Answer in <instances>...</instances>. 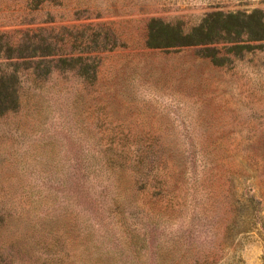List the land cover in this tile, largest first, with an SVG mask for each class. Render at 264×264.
<instances>
[{
    "label": "rangeland",
    "instance_id": "obj_1",
    "mask_svg": "<svg viewBox=\"0 0 264 264\" xmlns=\"http://www.w3.org/2000/svg\"><path fill=\"white\" fill-rule=\"evenodd\" d=\"M216 12L239 16L229 34L147 45L156 20ZM258 17L264 0H0V97L18 99L0 264H264Z\"/></svg>",
    "mask_w": 264,
    "mask_h": 264
},
{
    "label": "trees",
    "instance_id": "obj_2",
    "mask_svg": "<svg viewBox=\"0 0 264 264\" xmlns=\"http://www.w3.org/2000/svg\"><path fill=\"white\" fill-rule=\"evenodd\" d=\"M216 18L210 22L207 19H204L200 24L193 26L189 30H184L182 27L178 26L177 24H173L170 22H163L161 20H156V26H150V32L147 39V45L153 47H178V46H185V45H193V44H203L211 42L213 36L215 34L224 35L230 33V29L228 28L229 25H232L234 22L239 21V16L237 14H223L222 12L215 13ZM253 14H247L246 17L249 19H253ZM242 23H246L247 19H241ZM257 23L254 25V30L262 31L261 35H258L257 38H264V21L258 17ZM218 23H223L219 29H217L216 25ZM228 26V27H227ZM251 28V30H253ZM243 28H240L237 32H243ZM54 53L50 49L44 53H41L42 56H53ZM60 60L66 62L68 57H63L59 55ZM82 55H78L74 57L72 60L75 64H82ZM50 62L52 60H49ZM73 64V63H72ZM1 84L3 89L1 93L3 94V98L0 97V115L7 112L14 110L17 107L18 99L16 94V90L14 88L9 87L3 80H1Z\"/></svg>",
    "mask_w": 264,
    "mask_h": 264
}]
</instances>
